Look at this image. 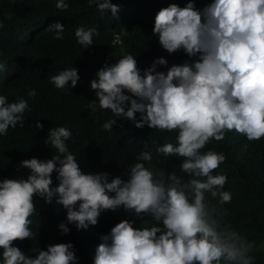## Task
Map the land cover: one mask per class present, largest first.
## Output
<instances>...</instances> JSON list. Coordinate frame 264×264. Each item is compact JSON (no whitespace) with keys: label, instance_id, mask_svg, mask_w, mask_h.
Segmentation results:
<instances>
[{"label":"clouds","instance_id":"clouds-1","mask_svg":"<svg viewBox=\"0 0 264 264\" xmlns=\"http://www.w3.org/2000/svg\"><path fill=\"white\" fill-rule=\"evenodd\" d=\"M87 3L101 14L118 15L120 5L112 0ZM55 6L67 9L69 4L56 0ZM64 28L56 20L46 30L63 39ZM152 33L169 54L182 50L189 59L166 73L155 70L168 63L163 56L144 69L131 52L113 63L105 61L90 81L95 99L88 107L113 114L100 125L104 130L126 118L136 127L175 132L174 140L157 145L155 153L157 159L183 157L179 172L188 179L157 168L147 142L128 166L127 179L110 178L107 171L83 172L66 143L72 130L54 126L44 141L55 149L51 158L22 159L20 166L29 170L26 177L0 179V264H77L71 241L30 249L35 256L13 244L36 235L29 227L36 211L34 196L46 203L55 198L66 210L67 223L58 224L62 235L70 232L69 224L87 229L103 211L121 206L151 218L139 227L133 219H121L104 234L99 227L92 264H254V242L224 221L223 205L231 193L224 189L226 174L212 170L226 155L201 149L213 139L222 140L226 131L235 130L248 140L264 137V0H211L202 9L194 0L183 7L169 3L156 13ZM95 35L94 26L81 24L74 31L84 48L93 45ZM4 68L0 63V70ZM48 79L58 89H72L80 77L72 66ZM26 95L34 97L36 89H27ZM26 110L30 105L25 97L10 101L0 94V135L17 124L23 127ZM34 127L43 124L37 119Z\"/></svg>","mask_w":264,"mask_h":264},{"label":"trees","instance_id":"trees-1","mask_svg":"<svg viewBox=\"0 0 264 264\" xmlns=\"http://www.w3.org/2000/svg\"><path fill=\"white\" fill-rule=\"evenodd\" d=\"M65 2L69 4L67 9L57 8L56 0H0V63L5 64L0 70V94H5L10 101L23 96L30 105V110L24 113L23 127L17 124L15 128L9 127L6 135H0V179L26 177L29 170L20 166L22 159L51 158L55 149L44 142L45 138L50 128L63 125L75 134L73 141L70 137L66 143L76 154L83 172L107 171L110 178L119 175L127 179L128 166L147 142L153 152L152 163L157 168L164 170L165 174L176 171L187 180L188 174L179 172L183 157L160 155L161 158L157 159L155 153L157 145L174 140L175 132H161L147 125L136 127L126 118H117V124L111 130H104L100 125L113 114L107 109L93 111L88 105L95 99L90 81L95 78L96 71L105 61L115 62L124 52L135 56L140 69L150 67V62L160 56L165 57L168 63L158 64L155 69L165 73L173 64H182L189 59L182 50L169 54L152 33L158 10L169 3L183 7L188 0H112L120 5L116 17L110 11L101 14L95 4L89 5L87 0ZM209 3L211 0H194L197 9ZM56 20L65 26L63 39H55L53 33L46 30L47 25ZM81 24L98 29L93 45L87 48L78 44L74 36L75 28ZM115 33L122 34L120 44L114 42ZM72 66L78 69L80 77L72 89H58L49 81L50 75ZM29 88L36 89L34 97H27ZM37 119L43 128L34 127ZM224 137L223 140L209 141L203 148L222 151L227 156L218 168L212 170L213 174L219 172L227 176L224 189L231 193V200L223 205L227 209L224 221L254 242L251 252L256 257L254 264H264V137L248 140L235 130L226 131ZM52 176L53 184H57L56 173ZM206 196L212 203L216 202L215 198ZM33 199L36 211L30 217L32 223L29 227L36 235L14 240L13 244L35 256L30 249L46 248L42 244L55 239L58 234L55 224L66 219V210L56 203L55 198L52 203L35 196ZM102 213L96 225L81 230L89 236L87 246H81L82 242H87L84 237L76 241V246L83 251V261L87 251L86 257L100 243L95 235L99 227L104 234L121 219H133L135 226H143L145 220L151 219L137 217L122 206ZM42 224L47 228L41 230L39 225ZM68 226L76 229L74 223ZM49 229H53V234L46 236ZM83 261L77 264H84Z\"/></svg>","mask_w":264,"mask_h":264},{"label":"bare ground","instance_id":"bare-ground-1","mask_svg":"<svg viewBox=\"0 0 264 264\" xmlns=\"http://www.w3.org/2000/svg\"><path fill=\"white\" fill-rule=\"evenodd\" d=\"M120 35H122L121 33H115L114 34V42H117V43H121L122 42V39H121V36ZM113 63V62H112ZM151 64L153 63V62H150ZM77 132H79V131H77ZM235 133V132H234ZM75 135V134H74ZM74 135L71 137V140L73 141V139H74ZM237 135V134H236ZM117 136V135H116ZM225 138V137H224ZM230 138V137H229ZM80 139H83V138H81L80 137ZM223 140V139H222ZM228 140V139H227ZM238 140H240V139H238ZM239 143H241V142H239ZM109 144H113V142H110ZM232 144V143H231ZM244 144V143H243ZM221 145V144H220ZM247 146V145H246ZM241 147H242V145H241ZM246 148V147H245ZM243 149V148H242ZM203 150V149H202ZM204 151V150H203ZM229 151V150H228ZM243 151V150H242ZM241 151V152H242ZM243 153V152H242ZM227 157V156H226ZM160 158H161V156H160ZM240 159V158H239ZM164 160V159H163ZM167 160V159H166ZM241 160V159H240ZM251 162H253V161H251ZM246 165V164H245ZM251 166H253V165H251ZM123 167V166H122ZM227 167V166H226ZM125 168V167H124ZM258 168V167H257ZM256 168V169H257ZM260 168V167H259ZM123 170V169H122ZM252 173V172H251ZM253 189H255V187L253 188ZM43 200V199H42ZM44 201V200H43ZM53 208V207H52ZM48 209V208H47ZM54 209V208H53ZM50 211V210H49ZM48 211V212H49ZM52 211V210H51ZM43 214V213H42ZM51 214V213H50ZM53 214V213H52ZM103 214V213H102ZM42 216V215H41ZM44 216V215H43ZM51 216V215H50ZM54 216V215H53ZM66 216V215H65ZM101 216H103V215H101ZM32 218V217H31ZM141 220H143V219H141ZM141 220H139L140 222H141ZM63 221L65 222V223H67V220L66 219H63ZM41 222V221H40ZM41 224V223H40ZM58 224H59V222L58 223H56L55 224V229L58 231V234L55 236V239L53 240V241H50V242H45L44 244H42V246L43 247H45V245L47 246L48 244H50V243H59V242H68V241H71L72 243H73V245H74V249H75V252H76V254L77 255H79V262H82L83 260H82V258H81V254H82V252L83 251H81L77 246H76V241H78L79 240V238L80 237H84L86 240H87V242H82L81 243V246H87V243H88V239H87V237H89V236H86L84 233H82L81 232V230H83V229H70V232L69 233H67V234H61V231H60V229L58 228ZM137 224H138V220H137ZM140 224H138V226H139ZM50 226V225H49ZM51 227V226H50ZM39 228L42 230V229H45V228H47V226H45V225H39ZM53 234V229H49V230H47V232L45 233V235L46 236H50V235H52ZM95 235H96V233H95ZM25 240V239H24ZM40 241H42V240H40ZM98 241L100 242V240L98 239ZM96 248V247H95ZM95 248H93V250H92V252H91V254H90V256H87L86 257V255H88V251H87V253H86V255H85V258H84V264H85V261L87 262V264H92V262H93V257H94V253H95Z\"/></svg>","mask_w":264,"mask_h":264},{"label":"rangeland","instance_id":"rangeland-1","mask_svg":"<svg viewBox=\"0 0 264 264\" xmlns=\"http://www.w3.org/2000/svg\"><path fill=\"white\" fill-rule=\"evenodd\" d=\"M121 36V35H120Z\"/></svg>","mask_w":264,"mask_h":264}]
</instances>
